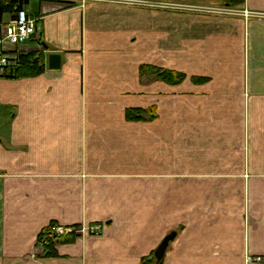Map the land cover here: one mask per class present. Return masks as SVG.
I'll return each mask as SVG.
<instances>
[{"label":"crops","instance_id":"obj_1","mask_svg":"<svg viewBox=\"0 0 264 264\" xmlns=\"http://www.w3.org/2000/svg\"><path fill=\"white\" fill-rule=\"evenodd\" d=\"M236 7L170 33L158 8L22 1L37 35L4 51L43 71L0 78V264H140L171 233L160 264H264V0ZM172 62L182 82L153 78ZM76 226L101 234L47 256Z\"/></svg>","mask_w":264,"mask_h":264},{"label":"rangeland","instance_id":"obj_2","mask_svg":"<svg viewBox=\"0 0 264 264\" xmlns=\"http://www.w3.org/2000/svg\"><path fill=\"white\" fill-rule=\"evenodd\" d=\"M230 0H120L122 4H127L131 6H137V7H152V8H158L162 9L163 11L166 10L169 15V22L172 23L173 26L170 28L171 31L175 30L176 28V19L177 16L182 17L183 15H189V14H195L202 17H216V18H224L226 16L230 15H239V9L235 6H230L228 2ZM228 2V3H227ZM229 5V6H228ZM170 42L171 40H175V37L170 36ZM172 45H170L171 47ZM175 47V45H173ZM175 60V59H174ZM163 71L173 72L180 74V72L176 69L175 63H169L168 69H164ZM146 73V74H145ZM156 72L153 71V78H155ZM150 75L147 74V72H142L141 75L139 73V79L143 83L145 79H147ZM175 79L177 81H175ZM180 81V79H177L176 77H173L170 81H167L170 85H176ZM177 82V83H175ZM135 111H140L137 115V118L134 120H129L131 122H135L137 124H143L145 119V109L144 107H137L136 109H132ZM128 111V110H127ZM77 228H82L84 233L82 236L78 237H84V236H97L95 233L101 234V228H97L96 232H91L90 229L92 227H83V226H76ZM152 264H155V262H151Z\"/></svg>","mask_w":264,"mask_h":264},{"label":"built area","instance_id":"obj_3","mask_svg":"<svg viewBox=\"0 0 264 264\" xmlns=\"http://www.w3.org/2000/svg\"><path fill=\"white\" fill-rule=\"evenodd\" d=\"M106 1V0H92ZM37 35L36 22L30 19L27 12L23 9L16 10L13 18L6 25L0 24V77L8 75L20 67V59L18 55L10 56L4 51V46L20 47L30 42ZM97 228L92 227L91 232H96ZM84 233L82 228H52L49 235L52 245L60 244L62 239L67 236H82ZM98 235L99 233H95ZM45 242L43 241L41 247Z\"/></svg>","mask_w":264,"mask_h":264},{"label":"trees","instance_id":"obj_4","mask_svg":"<svg viewBox=\"0 0 264 264\" xmlns=\"http://www.w3.org/2000/svg\"><path fill=\"white\" fill-rule=\"evenodd\" d=\"M22 1L23 0H0V19L5 13H11L13 10H20ZM228 2H230V3H228ZM228 2L227 3L230 6L235 7V6L241 5L243 3V0H230ZM19 59H20V63H21L20 67L17 68L15 71L9 73L8 75H4L0 78L17 80V79H22V78L36 77L42 73L43 66H42V62L40 60H37V61L35 60L34 62H30L29 61L30 59L23 58L22 56H20ZM142 72H147V74H149L150 68L145 67V66H141L139 69L140 75ZM155 75L157 78H160V79L165 80V81H170L173 77L180 79V81L181 80L183 81V79H184V75L173 73V72H168V71H162V72L157 71ZM175 81H177V80L175 79ZM175 83H177V82H175ZM178 83H179V81H178ZM139 112L140 111H135V110L126 111V119L127 120L136 119ZM38 241L39 242H43V241L45 242V244L43 245L42 248L45 252H47V256H53L54 255L52 240H51V237L49 235L48 230L43 232L40 235ZM150 259H152V261H150ZM151 262H153V263L155 262L153 259V254L149 258L143 259L140 264H152ZM160 263L161 262H159V263L155 262V264H160Z\"/></svg>","mask_w":264,"mask_h":264},{"label":"water","instance_id":"obj_5","mask_svg":"<svg viewBox=\"0 0 264 264\" xmlns=\"http://www.w3.org/2000/svg\"><path fill=\"white\" fill-rule=\"evenodd\" d=\"M61 59L59 55H50L48 57V69L50 70H58L60 69ZM176 234L171 233L170 235L166 236L160 245L157 247L153 254V259L156 263L162 261L165 256V253L168 249L169 244L175 239ZM152 261V259H150Z\"/></svg>","mask_w":264,"mask_h":264}]
</instances>
